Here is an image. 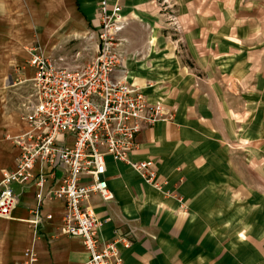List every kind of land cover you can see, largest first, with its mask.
Instances as JSON below:
<instances>
[{"label":"crops","instance_id":"crops-1","mask_svg":"<svg viewBox=\"0 0 264 264\" xmlns=\"http://www.w3.org/2000/svg\"><path fill=\"white\" fill-rule=\"evenodd\" d=\"M105 1L119 4L128 20L119 36L124 40L118 46L123 69L119 67L115 76L127 78L152 101L173 107L175 113L172 122L141 130L129 155L131 162L152 160L159 179L166 182L162 191L147 185L124 162L105 158L104 179L113 199L104 202L92 194L85 203L101 222L99 242H129L127 248L122 242L117 245L122 264H264V230L257 229L262 224L255 226L256 232H249L245 219L233 226L229 208L230 202L246 199L241 170L246 168L251 178L264 181V160H258L264 144V60L259 58L256 65L251 60L249 13L228 16L231 4L224 0H172L185 48L179 55L171 39L162 35L163 19L154 2ZM100 2L0 0V95L11 72L3 60L22 63L23 70H17L22 76L19 82L30 83V49L44 56L55 53L57 64L70 70L88 65L98 52ZM5 11L18 14L23 25L13 27L11 19L4 20ZM66 49L76 52L70 63L61 56ZM258 50L264 59V46ZM88 58L92 59L85 63ZM20 117L0 112V179L3 171L14 168L18 156L11 138L27 130ZM230 128L232 135L226 132ZM231 136L234 143H249L250 153L240 165L228 156L226 140ZM72 142L67 134L61 137L65 145ZM260 148L264 153V146ZM39 167H34L35 174ZM52 172L46 189L57 187L65 173L60 167ZM81 182L90 184V179L84 177ZM11 188L18 203L11 219H0V264H20L25 248L37 253L36 264L87 260L81 239L57 229L61 201L44 202L42 215L51 214L53 219L43 220L35 239L29 220L37 188L32 183ZM242 209L239 216L245 217L248 209Z\"/></svg>","mask_w":264,"mask_h":264},{"label":"built area","instance_id":"built-area-1","mask_svg":"<svg viewBox=\"0 0 264 264\" xmlns=\"http://www.w3.org/2000/svg\"><path fill=\"white\" fill-rule=\"evenodd\" d=\"M97 19L98 52L82 68L70 70L36 48L29 51L27 65L33 77L21 116L27 130L11 138L18 156L14 168L2 172L0 219H11L17 206L11 186L32 183L37 188L36 207L29 220L34 230L43 220L53 219L51 214L42 215L44 202L59 200L63 210L57 229L81 239L87 254L82 264H122L117 245L122 242L127 248L129 242L100 243L101 222L85 203L92 194L104 202L113 199L104 179L107 156L127 164L151 188L164 189L166 182L159 179L152 160L131 162L129 155L136 149V135L156 123L172 122L175 109L152 101L127 78L115 76L119 67L123 69L118 46L124 40L119 36L128 24L120 5L102 0ZM64 134L73 139L72 145L61 143ZM36 164L40 166L37 174ZM57 167L64 169V176L57 187L46 189L47 179ZM84 177L90 184L81 182ZM22 257L20 264H36L38 260L31 248L25 249Z\"/></svg>","mask_w":264,"mask_h":264},{"label":"rangeland","instance_id":"rangeland-1","mask_svg":"<svg viewBox=\"0 0 264 264\" xmlns=\"http://www.w3.org/2000/svg\"><path fill=\"white\" fill-rule=\"evenodd\" d=\"M150 1L156 4L157 14L161 19H163L164 27L161 30L162 35L170 38L174 44L172 45V47H175L176 52L179 55H183V53L185 52L184 51L185 48L182 46L183 42H181L180 40L181 39L180 36L182 34L181 32L182 25H181L180 17H178V12L176 11V8L174 7L175 3L172 2V0H150ZM224 1H227L228 3L231 4V6H229L231 9L226 11L228 16H230L231 14L235 16L236 18L237 14L244 16L249 13L250 15L249 30L252 36L250 40V44L252 45V51H253L251 54V60H253L254 65L258 64L260 60L259 58L264 60L263 57L258 56V53H259L258 49L261 46L262 47L264 46V37H263L264 35V0H224ZM218 13H221V12L218 11ZM3 17H4V20H7V21L11 19L13 27H18V26L23 25L22 22L19 20L18 14H16L15 12H11L10 14L8 11H5ZM97 32H98V25H97ZM259 42L261 46L258 45ZM37 45L38 47H40V50L42 51L41 44L37 42ZM75 53H76L75 51L66 49L65 51L61 53V56H65L67 63H70V61L72 60L71 57ZM262 55H263V52H262ZM46 56L55 59V53L54 54L51 53ZM91 59L88 58V60H83V61L85 63H88ZM3 62L8 65V68L11 72L9 75L5 77L6 80H4V82H6L7 89H5V92H2L3 94L0 95V100L3 101V102H0V112L2 110L6 112L7 114H11L14 112L20 117V115L22 116V104L30 93V90H29L30 83H28L27 81L25 82L23 81L22 83L19 82V78L22 76L18 73V71L21 72L23 70L22 63L19 64L14 59L3 60ZM262 64H264V61L262 62ZM14 70H16V72ZM20 118L22 119V117ZM228 125L229 127H231L230 123ZM226 132L232 135V128L226 130ZM226 141H227V146L229 148L228 156L230 155V158H232V163H236L237 165H240L242 161L245 162V160L248 157V154L250 153L248 141L242 140L240 141V143H238L236 140V142L234 143L233 136L227 138ZM262 146H264V144L261 145L260 147ZM260 147H259L260 151L258 153V160L262 161L264 160V153L262 152ZM261 170H262L261 172L264 173L263 172L264 169H261ZM237 171L239 173V169ZM241 171L246 181L245 182L246 183L245 184L246 199L242 202L233 201L229 203V208L230 210H232V214H234L232 216L231 225L233 226L236 225L238 219L241 220V222L244 221L245 219L247 221V224L250 227L249 232H251L252 230L256 232V230L257 229L259 230L260 228L264 230V181L261 179L258 180L255 177L251 178L252 175L249 173V171L246 168ZM243 207L245 209H248V213H247L248 215L245 214L246 215L245 217H243V215L239 216V214L242 213L243 211L242 209ZM258 223H261L262 225L256 229L255 226L259 225ZM31 230L36 239L40 235L39 229L34 230L31 227ZM255 232L252 234H256L259 236V233L258 232L255 233ZM263 235H264V232H263Z\"/></svg>","mask_w":264,"mask_h":264}]
</instances>
